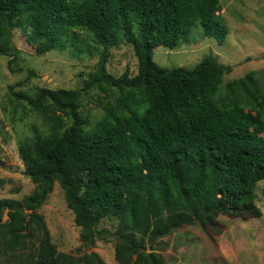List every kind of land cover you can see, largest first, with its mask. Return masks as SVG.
<instances>
[{"label":"trees","instance_id":"16d2710c","mask_svg":"<svg viewBox=\"0 0 264 264\" xmlns=\"http://www.w3.org/2000/svg\"><path fill=\"white\" fill-rule=\"evenodd\" d=\"M221 10L220 0H0V57L10 71L18 50L5 24L16 15L30 18L37 56L70 48L98 58L78 90L43 88L30 97L9 88L10 99L24 102L53 133L18 146L34 190L22 200L0 199L5 249L35 244L25 264H105L96 253L76 258L52 244L38 210L55 183L81 245L89 249L111 235L118 264H164L145 244L184 226L219 231L218 216H261L255 191L264 181V84L257 73L223 87L232 67L211 57L193 69H162L152 60L158 47L188 44L198 27L222 45L228 31ZM124 44L137 73L126 69L115 78L106 68L110 48ZM93 90L118 96L86 131L80 102ZM103 220L116 223L113 232L99 229Z\"/></svg>","mask_w":264,"mask_h":264},{"label":"rangeland","instance_id":"374dc122","mask_svg":"<svg viewBox=\"0 0 264 264\" xmlns=\"http://www.w3.org/2000/svg\"><path fill=\"white\" fill-rule=\"evenodd\" d=\"M220 17L227 28L222 45L215 38L202 37L199 27L188 35V44L168 49L158 47L152 55L153 62L162 69H193L203 58L211 57L217 63L231 66L223 76V87L249 72L257 73L264 84V0H220ZM8 42L18 50L17 60L10 71L8 58L0 57V199L22 200L31 194L34 185L24 175L18 156V146L27 138L44 137L53 133L51 127L24 102L16 103L9 97L13 92L34 96L40 89L81 88L83 80L94 71L96 56L77 54L70 48L54 50L42 56L35 54L33 24L26 15H16L6 21ZM107 72L119 77L126 69L130 76L137 73V59L130 45L110 48ZM29 79L26 84L19 82ZM222 87V88H223ZM118 94L114 90L102 93L93 90L84 95L80 112L88 119L86 131H92L104 116V109L112 105ZM255 204L261 216L241 220L218 216L219 231H205L198 225L184 226L172 234L146 243L147 251L160 255L164 264H264V181L257 184ZM42 215L57 252L81 257L84 252L96 253L105 264H118L114 257L116 240L97 241L86 249L79 240L80 228L74 223L73 213L67 209L63 191L57 183L44 205L38 210ZM6 219V211L4 212ZM116 223L103 220L99 229L113 232ZM27 243L25 249L9 251L0 237V264H25L27 254L34 251ZM29 261V260H27Z\"/></svg>","mask_w":264,"mask_h":264},{"label":"water","instance_id":"95a60500","mask_svg":"<svg viewBox=\"0 0 264 264\" xmlns=\"http://www.w3.org/2000/svg\"><path fill=\"white\" fill-rule=\"evenodd\" d=\"M5 222H7V221H5Z\"/></svg>","mask_w":264,"mask_h":264}]
</instances>
